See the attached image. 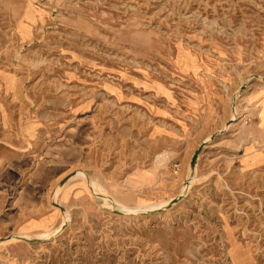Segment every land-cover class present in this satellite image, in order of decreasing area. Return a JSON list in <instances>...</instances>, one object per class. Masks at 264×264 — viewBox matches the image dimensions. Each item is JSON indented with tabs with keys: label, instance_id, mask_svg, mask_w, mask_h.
Wrapping results in <instances>:
<instances>
[{
	"label": "rangeland",
	"instance_id": "1",
	"mask_svg": "<svg viewBox=\"0 0 264 264\" xmlns=\"http://www.w3.org/2000/svg\"><path fill=\"white\" fill-rule=\"evenodd\" d=\"M0 264H264V0H0Z\"/></svg>",
	"mask_w": 264,
	"mask_h": 264
},
{
	"label": "bare ground",
	"instance_id": "2",
	"mask_svg": "<svg viewBox=\"0 0 264 264\" xmlns=\"http://www.w3.org/2000/svg\"><path fill=\"white\" fill-rule=\"evenodd\" d=\"M191 169V171H193V169L192 168H190ZM78 171H79V169H78ZM81 171V170H80ZM84 174V173H83ZM86 175V174H85ZM84 175V176H85ZM92 187V186H91ZM93 191V190H92ZM56 192H57V189H56ZM94 192V191H93ZM99 193V192H98ZM101 194V193H100ZM58 195V194H57ZM98 195V194H97ZM103 197V196H102ZM66 213V212H65ZM129 214H130V216L131 217H136V216H138L139 214H140V211L138 210V209H133V210H131L130 212H129ZM68 216V215H67ZM66 221V220H65ZM63 227V226H62ZM61 231H62V228H59V229H57L56 231H53L54 232V237H56L58 234H60L61 233ZM52 232V233H53ZM47 235H49V234H47ZM14 237H17V238H20V240H29V239H31V238H29V237H22L21 235H16V236H14ZM36 237V236H35ZM39 237H43L42 235L41 236H39ZM44 238V237H43Z\"/></svg>",
	"mask_w": 264,
	"mask_h": 264
},
{
	"label": "water",
	"instance_id": "3",
	"mask_svg": "<svg viewBox=\"0 0 264 264\" xmlns=\"http://www.w3.org/2000/svg\"><path fill=\"white\" fill-rule=\"evenodd\" d=\"M197 157H198V152H196L194 154L193 158H192V161H191V167H192V169L195 167Z\"/></svg>",
	"mask_w": 264,
	"mask_h": 264
}]
</instances>
